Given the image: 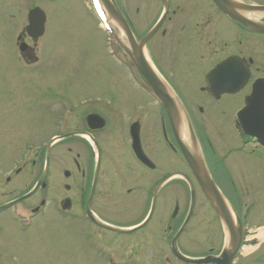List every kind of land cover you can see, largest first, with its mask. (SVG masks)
<instances>
[{
	"label": "rangeland",
	"instance_id": "rangeland-1",
	"mask_svg": "<svg viewBox=\"0 0 264 264\" xmlns=\"http://www.w3.org/2000/svg\"><path fill=\"white\" fill-rule=\"evenodd\" d=\"M92 1L0 0V204L31 190L43 171V148L50 137L81 126L82 118L92 112L103 116L110 124L108 132L99 131L96 136L104 141L103 135H114L112 143L103 146L106 158L103 166L108 168L110 175L115 170L119 176L113 177L118 195L108 193L103 200L99 197L100 193L106 194L109 187L99 181L95 208L97 206L98 214L105 221L118 227H129L138 223L150 208L151 191L156 181L153 173L145 171L134 162L129 151L128 119L135 111L144 112L142 122L145 121L146 129L152 130L148 132L153 133L152 145L163 151L158 163L161 171L166 173L177 162L173 153L159 141L160 131L154 122L159 113L158 108L140 89L128 57L117 45L116 36L108 31L106 33L100 26ZM114 1L132 23L138 37L143 36L163 10L160 0ZM171 2L173 7L169 5L170 10L175 6L180 7L176 10V16H187L189 12L194 20L207 8L201 0ZM16 6L20 8L18 15L14 9ZM33 7L44 11L46 22L43 36L31 41L24 34V29L28 25L27 12ZM168 28L175 32L171 23ZM22 33L23 38L16 40ZM118 39L121 40V35H118ZM21 42L31 51L30 58L24 55L26 52L18 53ZM154 42L157 48L161 37L157 36ZM152 43L151 48L155 49ZM186 54L183 52V55ZM179 65L184 68L185 61ZM186 76L187 73L183 75L184 78ZM225 106L226 119L217 118L216 121L223 124L221 128L225 131V141L240 147L241 142L236 138L229 116L235 106L234 99L230 104L225 102ZM76 139L70 140V143L64 140L51 147L47 174L43 180L45 188L37 190L20 207L10 209L0 217V264H99L81 255L78 240V230L84 224L81 198L87 188L86 180L81 177L73 161L84 168L88 156L85 145ZM67 148H70V152H67ZM251 148L248 146L245 149ZM107 159L112 161L111 167ZM243 165L247 168V176L251 175L250 169L253 166L250 167L249 163ZM263 166L264 160L259 166L256 165V168L261 169V176L264 174ZM16 168L20 170L17 177L6 183V176ZM64 171L69 172L68 178L63 177ZM105 174L104 171L101 178L106 177ZM247 176L243 183L229 184L219 179L216 185L234 206L240 205V199L237 202L235 193L250 192V195L243 197L246 203L252 201L255 212L248 220L256 228L264 225V178ZM111 183L112 180L108 186ZM177 186L175 182H170L158 192L153 212L144 228L152 244L158 245L157 241L161 240L167 257H170L168 241L172 234L163 230L171 224L170 215L174 208L171 192L178 193L180 213L186 210L188 200ZM65 199L74 205L71 220H67V213L59 211ZM41 201L44 206L39 208L35 218L29 209L39 207ZM197 204L188 225L175 243L178 251L182 250L189 256L216 253L221 247L215 210L210 208L209 202L201 207ZM19 212L25 216L26 223L31 225L11 220V214ZM255 231L258 233L254 236L264 242V226ZM141 234L139 232L135 236ZM253 249L244 247L242 254H248ZM247 259L249 262L246 264H264V245L251 252Z\"/></svg>",
	"mask_w": 264,
	"mask_h": 264
},
{
	"label": "flooded vegetation",
	"instance_id": "flooded-vegetation-1",
	"mask_svg": "<svg viewBox=\"0 0 264 264\" xmlns=\"http://www.w3.org/2000/svg\"><path fill=\"white\" fill-rule=\"evenodd\" d=\"M201 1L206 4L207 8L202 10L198 18L195 16L196 20L193 19L194 16L191 17L189 12L188 17L183 15H180L181 17L176 16V10L180 8L179 6H175L172 10L169 9L165 19L145 45V55L149 64L158 74L162 83H165L169 87L172 97L177 104V117L172 123L161 103L153 97L149 87H147L145 92L143 91L148 99L158 108L159 113H157L156 118L154 115V122L158 126V131H160L159 141L164 143L166 148L173 153L177 164L173 163V166L166 173L161 171L158 163L163 156V151L152 145L153 133H148L152 130L146 129L145 121L142 122V118L145 116L144 112L137 110L128 119L127 144L134 162L145 171L153 173V178L156 179L154 186L163 180L170 179L171 181L168 183L175 182L178 185L176 188L188 198L186 210H182L180 213L179 198L176 195L178 193L173 191L170 195L174 201V208L170 215L171 224L166 225V229L163 230V232H170L172 234L168 241L170 257H167L166 253L163 252L164 246L161 240L157 241L158 245L152 244L150 235L144 231L146 223L141 225L148 216L149 207L143 218L138 223L129 227H118L105 221L98 214L99 210L97 206L95 208V200H97L95 198L96 195L99 196V192L96 194L99 181L101 180L105 187H109V190L105 191L106 194L100 193L99 197L103 200L104 196L108 193H111L113 196L118 195V189L114 186L113 177L118 178L119 176L116 175L115 170L110 175L108 168L106 166L104 168L103 166L106 160L103 146L107 147L108 144L112 143L114 135H110V137H107L108 133L103 135L104 141H101L96 136V133L99 131L108 132L110 124L107 119H104L100 115L104 119L103 128L91 130L86 117L89 114L95 113L90 112L82 118V122H80L81 126H77L73 130L67 129V133H64L67 135L71 133H86L92 137L98 148L99 167L95 189L89 202L95 174L93 152L88 142L85 139L83 140L82 137H67V143L77 138L76 141H80L85 145L86 155L88 156V162L84 165V168L79 166L75 160L73 161L81 177L86 180L85 186L87 188L83 194L85 198L81 212L84 224L78 230L81 255L84 258L94 259L99 264H192L181 259L179 255L193 259H214L219 257L224 248L226 236L218 216L217 220L221 236L219 251L189 256L184 254L182 250L178 251L177 247L176 249L179 254H176L172 247V239L175 237L178 239L188 225L197 201V206L200 207L206 202L210 203L200 187L199 179H201V171L204 168L215 184L219 179L229 183H243V181L245 182L244 178L247 176V168L243 164L249 163V166L253 167L250 169L251 175L248 176L255 179L264 178V174L260 175L261 169L259 167L256 168V165L259 166L264 160V146L260 144L258 139L250 137L242 129L238 120L239 112L247 106V99L256 87L257 96L261 100L256 106L255 117L259 129L258 132L264 135V0H231L243 7V10L237 11V13L244 20V23H238L236 20L222 13L212 0ZM169 5L173 7L171 0H169ZM249 7L257 9L249 10ZM14 9L16 15H18L20 13L19 6H16ZM120 11L125 17L137 42L155 26L159 19L155 20L142 37H138L132 28V23L121 9ZM173 18H175L174 21ZM170 23L175 32L169 31L168 24ZM175 26L177 27L176 29ZM24 34L18 35L17 39L23 38ZM157 36L161 37V42H159V46L156 48L155 42L152 43V41ZM151 43L155 49L151 48ZM183 52H187V54L183 55ZM24 55L30 58L31 51L27 50ZM181 61H185L184 68H181L179 65ZM233 71L236 72L233 73ZM186 73L187 76L184 78L183 75ZM236 73L238 75L242 74L244 80L242 81L243 84L239 86L240 88L233 92V89L238 85L236 83L238 78ZM233 99L235 106L232 108L229 116L231 126L236 132V138L241 142L240 147H237L233 142L225 141L227 139L225 138V131L221 128L223 124L220 125L216 121L217 118H225L227 113L225 102L230 104ZM93 125L91 122L90 126ZM131 131L137 136L139 149L149 163L143 164L132 150ZM248 146H252L253 148L250 150L245 149ZM67 152H70V148H67ZM107 163L110 167L112 166L110 159H107ZM17 170L18 168L13 170L12 174L10 173L6 176V183H9L12 178L17 177L19 173ZM104 171L106 177L101 178ZM110 180H112V185L108 186ZM68 189L69 187L67 186ZM236 195L237 202L240 199V205L234 206L230 201L229 204L240 221V245L242 247L243 244L248 243L244 247H254L251 252H255L264 245V242L259 241L254 235L247 236V233L254 232L260 227L256 226V228H253L249 224L250 219L248 220V217H251L255 211L248 210L243 196L250 195V192L245 191L243 194L237 192L235 193ZM21 196L0 204V217L3 213L12 209L15 205L13 201ZM184 202L186 203V201ZM191 205L193 206V210L188 217ZM3 206L6 207L2 208ZM73 207L74 205L70 201V207L67 210V220H71L73 217L71 214ZM175 208L177 211L173 216ZM210 208L215 210L211 203ZM241 209H244V211L241 212ZM89 211L96 220L95 222L89 217ZM214 212L216 213V211ZM187 217L188 220L181 231ZM126 228L132 230L129 232L119 231ZM235 228L237 229V225H235ZM139 232L142 233L141 236L136 237L135 234ZM191 242L199 244L197 241ZM240 249L235 253L231 264L247 263V258L251 252L244 255ZM260 260L262 261L263 259ZM204 264L215 263L207 262Z\"/></svg>",
	"mask_w": 264,
	"mask_h": 264
},
{
	"label": "water",
	"instance_id": "water-1",
	"mask_svg": "<svg viewBox=\"0 0 264 264\" xmlns=\"http://www.w3.org/2000/svg\"><path fill=\"white\" fill-rule=\"evenodd\" d=\"M103 4V7L108 14L109 18L117 24L118 28L120 29L123 37H124V42L126 45L121 44L123 47V50L127 53V55L130 57V59L133 61L134 65L136 66L138 72L141 74V76L148 82V84L151 86L153 89L154 93L156 96L160 99L162 102V105L168 114V117L170 120L174 121V119L177 117V104L175 100L172 97L171 91L169 88L166 86L165 83H162L160 78L157 76V74L153 71V69L149 66L147 61L145 60L144 54H143V48L145 43L150 39V37L156 32V30L159 28L161 22L165 19L167 10H168V3L167 0H161L163 5H164V12L161 15L160 20L157 22V24L149 31L138 43L135 41L129 26L125 20V18L122 16L120 13L119 9L117 8L114 0H100ZM216 6L226 15L231 17L232 19L236 20L238 23H244V20L239 16L237 13L243 10V7L236 2H233L231 0H212ZM256 10L257 8L255 7H249V10ZM28 26L26 27V32L27 34L32 38V39H37L38 37L42 36L43 31H44V23H45V17L43 12L38 9L34 8L28 13ZM27 46L22 43L19 46V51L22 53L25 52ZM236 71H233L235 73ZM240 73V72H239ZM237 75V80L236 83L238 85L233 89V92L236 91L239 86H241L243 79V75L236 73ZM261 99L259 96H257L256 92V87L254 88V91L252 95L247 99V106L238 114V120H240V124L242 125L243 130L251 137H254L258 139L260 144L264 145V135L258 132V124L256 117L254 115V112H256V106L258 102ZM87 121H92L97 123L93 127V129H100L104 125V121L102 118H100L97 115H89L86 117ZM132 133V132H131ZM83 135V134H82ZM67 136L59 137L54 139L47 147L46 150V155H45V167L42 175L36 182L34 188L32 189L31 192H29L27 195L23 196L20 198V200L29 197L37 188L39 184L42 183L45 175H46V170H47V163H48V152L51 147V145ZM132 137V149L135 152L137 158L143 162L144 164H147L148 161L143 157L139 145H138V139L137 136L134 135V133L131 134ZM186 158V155H185ZM186 160L189 163V160L186 158ZM98 164L96 165L95 169V177H96V172H97ZM63 176L67 178L69 176V173L67 171L63 172ZM201 179H199L200 187L202 191L205 193L206 197L210 201V203L214 206L216 213L218 214L220 220L222 221L225 231L228 236V245L227 247L222 251L220 257L214 258V259H201V260H193V259H186L183 258L185 261L190 262V263H195V264H201V263H207V262H213L215 264H231L232 258L237 251L239 244H240V222L236 216L232 213V211L228 208L227 204L225 203V200L221 196L219 190L211 180V178L208 176L207 172L204 170L201 171ZM199 176V177H200ZM94 177V178H95ZM162 182L159 184L154 190L152 194V203L150 207V211L148 214L147 219L145 220L144 223H146L149 219V217L152 214L153 207H154V202L155 198L157 195V192L161 188V186L166 182ZM95 182V180H94ZM94 182L91 187V192H90V197L94 189ZM42 187H45V184H42ZM67 189V187L65 188ZM192 194V192H191ZM43 204V203H42ZM69 205V202L67 200L64 201L63 207L66 208ZM192 209V207H191ZM190 209V211H191ZM189 211V213H190ZM235 218V222L238 225L237 229L233 225L232 221V216ZM143 223V224H144ZM176 237L173 239L172 243L174 246ZM175 250V246H174Z\"/></svg>",
	"mask_w": 264,
	"mask_h": 264
},
{
	"label": "bare ground",
	"instance_id": "bare-ground-1",
	"mask_svg": "<svg viewBox=\"0 0 264 264\" xmlns=\"http://www.w3.org/2000/svg\"><path fill=\"white\" fill-rule=\"evenodd\" d=\"M94 2H95V4L100 8V9H104L103 8V5H102V3H101V1L100 0H94ZM109 26L111 27V28H113L114 30H115V32H117V34L120 36L121 34H120V32L118 31V29H117V27L115 26V24H114V22H109ZM120 38V37H119ZM124 39V38H123ZM122 39V35H121V41H123L124 42V40ZM181 137H182V135H181ZM231 216H232V221H233V224L235 225V218H234V216L231 214ZM36 218V217H35ZM31 225V224H30ZM262 236H264V234L262 235Z\"/></svg>",
	"mask_w": 264,
	"mask_h": 264
}]
</instances>
